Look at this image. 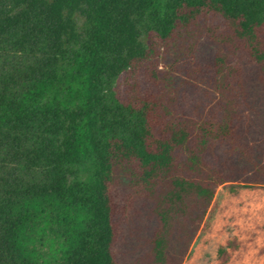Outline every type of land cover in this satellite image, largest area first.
Segmentation results:
<instances>
[{
    "label": "trees",
    "instance_id": "obj_1",
    "mask_svg": "<svg viewBox=\"0 0 264 264\" xmlns=\"http://www.w3.org/2000/svg\"><path fill=\"white\" fill-rule=\"evenodd\" d=\"M224 185L264 187V0H0V264H182Z\"/></svg>",
    "mask_w": 264,
    "mask_h": 264
},
{
    "label": "rangeland",
    "instance_id": "obj_2",
    "mask_svg": "<svg viewBox=\"0 0 264 264\" xmlns=\"http://www.w3.org/2000/svg\"><path fill=\"white\" fill-rule=\"evenodd\" d=\"M232 239L240 246L227 264H264V187H219L182 264H218L219 247Z\"/></svg>",
    "mask_w": 264,
    "mask_h": 264
}]
</instances>
